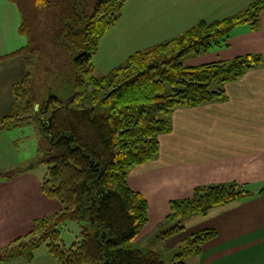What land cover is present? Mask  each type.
<instances>
[{"label":"trees","instance_id":"1","mask_svg":"<svg viewBox=\"0 0 264 264\" xmlns=\"http://www.w3.org/2000/svg\"><path fill=\"white\" fill-rule=\"evenodd\" d=\"M10 1L18 6L19 33L28 37V45L0 56V64L21 59L28 72L13 88L15 103L1 119L0 132L38 124L41 163L47 166L41 190L63 210L36 220L30 233L0 254V263L13 258L32 262L43 245L58 264H186V258L200 256L204 245L218 236L217 230L184 238L168 263L161 253L136 246L150 220L149 203L131 188L129 174L159 158V136L173 132L176 109L226 102L227 84L264 66L263 57L255 54L199 66L183 63L188 55L228 46L237 27L258 30L264 0L221 20L200 21L174 39L132 54L100 78L94 75V58L129 0ZM44 46L70 58L75 93L68 99L38 98L30 70L39 64ZM167 85L172 87L170 95L165 94ZM15 176L0 173V181ZM251 195L237 183L196 187L190 199L170 203L165 224L173 226L163 238L184 230L186 218L206 216ZM70 221H88L92 229L85 227L79 240L67 247L61 228Z\"/></svg>","mask_w":264,"mask_h":264},{"label":"crops","instance_id":"2","mask_svg":"<svg viewBox=\"0 0 264 264\" xmlns=\"http://www.w3.org/2000/svg\"><path fill=\"white\" fill-rule=\"evenodd\" d=\"M254 1L129 0L128 5L134 8L130 24L135 27L131 34L138 35L134 36L137 43H146L149 49L192 27L186 26V14L235 15ZM11 4L10 0H0V56L25 47L27 42L19 33L22 16ZM128 17L122 16L114 28L123 27ZM207 54L212 57L195 66L251 54L264 59V12L258 30L248 25L237 27L228 46L216 47ZM27 72L21 59L0 64V121L13 109V88ZM225 91L226 102L176 109L171 116L173 132L159 136V158L133 168L129 174L131 188L142 193L149 203L150 220L144 234L165 224L170 203L190 199L196 187L237 183L252 192L204 216L206 226L202 229H215L218 236L204 245L200 256L186 258V264H264V66L227 84ZM10 132H0V173L13 172L10 169L22 163L11 160L16 157V136ZM16 171L12 180L0 181V254L30 233L36 220L63 210L59 201L43 194L44 174L22 168ZM141 236L136 240L137 247ZM0 264L58 263L46 250H39L32 262L13 258Z\"/></svg>","mask_w":264,"mask_h":264},{"label":"rangeland","instance_id":"3","mask_svg":"<svg viewBox=\"0 0 264 264\" xmlns=\"http://www.w3.org/2000/svg\"><path fill=\"white\" fill-rule=\"evenodd\" d=\"M128 2L123 10V16H129L124 20V26L118 29L112 28L101 40L98 54L93 61L95 77L100 78L108 75L114 68L125 64L132 54L149 47L146 43H137L134 36L137 38L138 35L131 34L135 27L134 24H130L134 8L132 9ZM11 5L18 9V6L13 2ZM231 15V13L211 15L186 14V26H193L200 22L202 18L205 20H221ZM25 37L27 39L25 45H28V37ZM44 50L46 52L41 56L39 64L30 70L34 74L33 82L39 100H45L52 95L64 100L70 98L75 93V89L72 70L69 66V56L64 51L55 50L48 46H44ZM211 55L207 53L201 56L188 55L183 58V63L186 66H195L209 60L212 57ZM89 91H92V87H89ZM171 93L172 87L167 85L165 94L170 95ZM10 133H14L11 135L16 136L14 141L16 157L14 159L11 158V160H20L22 162L10 169V171L14 172L22 168L24 170H35L45 175L47 166L41 163L44 154L40 149L42 135L38 124L33 121L21 128L11 130ZM10 139L13 140V138ZM205 224L204 216L202 215L186 218L182 223L184 230L168 238H163L164 233L172 228V224L163 223L161 226L147 231V234H144V228L141 232L142 242L138 246L146 251L161 253L168 263L170 258L178 253L181 240L194 234V232L203 230L202 228L206 226ZM85 227L92 229L88 221H70L65 227L61 228V237L67 247H71L79 240ZM44 250H46L45 245L40 248V251Z\"/></svg>","mask_w":264,"mask_h":264}]
</instances>
